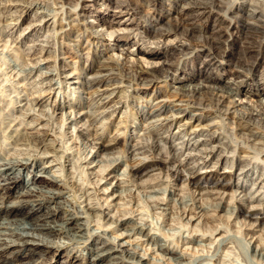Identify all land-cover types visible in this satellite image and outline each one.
<instances>
[{
  "label": "bare ground",
  "instance_id": "6f19581e",
  "mask_svg": "<svg viewBox=\"0 0 264 264\" xmlns=\"http://www.w3.org/2000/svg\"><path fill=\"white\" fill-rule=\"evenodd\" d=\"M12 1L20 0H11L10 3ZM30 1L33 2L29 6H36L48 0ZM50 1L55 4L54 8H58L53 12L55 40L68 49L62 52L61 62L69 69L70 80L74 84V100L69 108L75 136L96 151H102V154H117L113 159L124 161L131 179L136 181L144 183L145 176L165 173L173 180L206 189L217 197H224L233 188L241 194L236 202L239 213L252 225H264V204L261 205L264 195L261 199L254 194L249 198L243 197L246 192L251 194L244 184L249 179L252 186H256L254 190L264 188L263 178L257 180L260 178L258 173L264 174V119H260L259 111H254L253 106L241 110L233 99V96L236 97L239 104L243 100L252 101L248 91L242 92L236 84L231 88L230 98L231 91L228 97L210 89L178 88L172 84V79L177 78L176 72L199 57L204 64H211L210 59H214L218 63L217 70L218 66L227 67L231 79L244 72L256 77L259 67H264V54L261 52L263 37H259L263 42L257 41V38L259 44L255 47L240 46L237 55H232L230 48H235L239 42L252 40L247 38V34L239 33L238 29L240 26L249 29L254 25L255 19H252L257 8L242 7L237 0ZM91 6L104 7V12ZM109 12L116 17H109ZM240 13H245L251 21L246 16L247 21L241 24L238 19ZM120 15L126 19L122 21ZM128 19L133 20L132 25L126 24ZM259 22L262 27L264 17ZM140 23L143 25L140 26ZM120 31L123 32L122 38L116 45H110L109 41H116ZM182 31L186 32L184 34L190 37V41L182 39L178 46L188 49V55L179 62L164 65L169 45L177 44L175 40H180ZM128 44L146 47L136 51L140 54L141 66L135 64L139 60L135 55L123 54L122 47ZM104 50L110 53L105 54ZM50 52L42 46L35 47L32 54L46 59L51 56ZM71 56L75 57L73 64L69 63ZM247 57L250 61L246 60ZM158 63H161L158 68H148ZM255 80L263 84L256 92L258 98L263 97L264 77ZM35 126H30L26 132L43 149L42 156L6 158L0 155V234L14 237L5 238L9 239L6 241L0 236V264H134V260L150 264L143 255L138 256L134 252L137 250L124 246L125 240L116 243L101 238L103 234L89 232L91 227H88V219L81 215L83 210L64 195L68 188L64 175L65 160L56 158L53 149L49 148L50 144L45 142V136L48 138L50 135L49 127L42 121ZM38 129L42 130V134L37 132ZM49 149L53 152L52 158L46 160L50 164L41 165L35 161L45 158ZM68 154L63 156L68 157L69 168H74L75 160ZM55 159L59 164L58 173L49 172L52 171L51 161ZM30 162L36 165L34 172L30 178L22 180V169ZM254 173L258 178H252ZM232 176L237 178L235 182L230 180ZM257 200L262 202L258 204ZM86 207L88 210L93 208L90 205ZM110 211H102L107 221L113 218ZM118 218L126 235L134 233V225L128 230V218ZM153 234L154 245L158 243V253L176 261L183 259L181 251L161 242L162 238ZM46 235L62 240L51 241ZM151 235L146 234L145 237L150 238ZM77 250H85L90 258L79 252L74 254ZM59 253L62 257L56 263ZM65 253L66 256H63Z\"/></svg>",
  "mask_w": 264,
  "mask_h": 264
},
{
  "label": "rangeland",
  "instance_id": "374dc122",
  "mask_svg": "<svg viewBox=\"0 0 264 264\" xmlns=\"http://www.w3.org/2000/svg\"><path fill=\"white\" fill-rule=\"evenodd\" d=\"M10 1L0 0V155L3 157L7 156L6 158L14 156L17 158L34 155L37 157L42 156L43 149L26 132L30 126L34 127L35 124L37 125L39 121H42L49 127L50 133L48 138L45 136V142L48 145L50 144L49 148L53 149L52 151L55 152L56 158L60 157V159L65 160L64 175L68 188H66L67 191L64 195L70 200H74L71 201L76 207L83 210L81 215L89 221H86L89 224L88 227H91L89 232L103 234L101 238L112 240L116 243L121 240L124 242L125 240L124 246L130 250L132 249V251L137 250L134 252L138 256L139 254L140 256L143 255L146 262L148 261L150 264H264V225H252L251 221H248L247 218H244L239 213L236 202L241 194L238 191H234L232 188L228 190V194L224 197H217L216 194L209 193L206 189L184 185L179 180H173L171 176L165 173H152L144 177V183L140 180H137L139 181L137 182L131 179L127 168H125L124 161L119 162V160L113 159L117 154H102V151H96V148L89 147L83 142V139L75 136L73 125L70 122L71 112L69 108V105L74 100V84L70 80L69 69L62 65L61 62V58L64 55L62 52L68 49H64L63 45L60 46V43L57 42L58 40H55L57 38L55 37V13L53 12H56L57 6L54 8L55 4L52 1L49 2V0L36 6H33V4L29 6L33 2L30 0L14 1L16 4L13 1L10 3ZM239 1L237 0V4L241 3L242 7L250 8L252 6L251 9L255 10L257 8V10L255 18L252 19V21L255 19L254 25L249 26L251 27H248L249 29H247V26L246 28L240 26L238 29L239 33L247 34V38L251 37L250 39L252 40L241 42L242 44L239 42L235 48L231 47L230 52L232 55H237L238 49L241 50L244 46L255 47L259 42L264 41V35L262 36L264 24L262 28L259 22V19L264 17V11L262 12L264 0ZM253 1L255 2L253 3ZM250 2L253 4L251 5ZM91 8L104 12V7L91 6ZM108 9H106V13ZM240 14L238 19L242 24L243 21H247L248 16L245 13H242V16ZM109 17L114 19L116 16L109 12ZM121 18L122 21L126 19L125 17ZM248 19L250 20L249 17ZM126 24L132 25L133 20H126ZM141 25L143 23H140ZM252 28L254 32H252ZM255 28H258V30H255ZM122 33L120 31L116 41L112 39L109 44L116 45L118 40L122 38ZM184 33L186 32L184 31ZM184 33L182 31L181 35H179L180 40H175L177 46L174 44L169 45L170 47L168 46V53L165 56L167 61H164V65L179 62L185 55H188V49L182 47L181 49L180 45L178 46V44H181L182 39L184 42L190 41V37ZM259 37H263V41ZM257 38L259 39L257 40ZM253 40L254 42H252ZM256 40L260 41L257 42ZM42 46L51 51L50 53L52 54L48 56V58L50 57L49 59L47 57L45 59L44 56L38 54H32L35 47ZM240 46L242 47L239 48ZM141 47L144 48L145 46L128 44V46L122 47V52L123 54L135 55L137 60L140 54L136 53V51L140 50ZM261 52L264 54V48ZM103 53L108 54L110 51L104 50ZM241 54L242 52L240 51L239 55ZM38 56H41L42 59L41 57L38 58ZM70 58L69 63L73 64L75 57L71 56ZM248 58L250 59V57H247L246 60L250 61ZM200 60H202L201 57L195 58L189 66L187 65L183 69L178 70L175 74L177 78L172 79V84L178 88L210 89L225 96H228L232 87L239 84L242 92L248 91L252 101L243 100L239 104L237 98L233 96V99L236 100V106L243 110H248L249 106L250 108L253 106L254 111H259L260 119H264V96L258 98L259 96L256 95V92L263 84L257 83L255 80V78L260 80V78L264 77L263 66L259 67V73L256 77L244 72L241 76L234 77V75L235 79H231L227 67L218 66L217 70L218 63L214 59H210L211 64L208 62L204 64ZM135 64L141 66L140 59ZM160 65L161 63H158V65L149 66L148 68H158ZM214 79H216V82ZM229 95L231 98L232 91ZM36 100H39L38 104ZM50 113L53 114L51 115ZM262 125H264V122ZM53 128L55 130L53 131L54 133L52 132ZM262 129L264 130V126H262ZM38 130L37 132L42 134V130ZM60 147H62L63 151ZM51 149H49L50 152L46 154L45 158H39L35 161H38L41 165L50 164L47 161L52 158L51 154L53 152ZM66 153H70L68 155H71L75 160L74 168H69L68 157L63 156ZM61 155L63 156L62 158ZM57 162V159L51 161L52 171L49 172H59L57 170V167H59ZM118 162L119 164H117ZM31 163L33 164L31 165ZM28 164L22 169V176H20L22 180L30 178L34 172L35 163L30 162ZM251 175H253L252 178L260 177L257 180H262L263 178L264 181V174L258 173V176L257 173H254ZM230 180L235 182L237 178L232 176ZM244 184H246L248 190L250 189L249 192L251 194L246 192L243 197L249 198L252 194L255 195L252 196L260 199L263 197V187H258L259 190H254L256 186H252L251 179ZM87 201L90 203L86 205L93 207L91 210H88L85 205ZM260 201L257 200L256 202L260 204ZM263 204L264 202L261 203V205ZM108 210L113 213V221L105 219L106 217L102 211ZM118 217L128 218V226H130L128 230L130 231V228L134 225V233L129 236L126 235V230L122 229L120 223H118L119 221H117V219L119 220ZM148 231L151 232L149 233ZM153 233L162 238L161 242L167 243L170 247L175 246L178 251H181L183 259L176 261V259L167 258V255L163 256L159 252L160 255L158 253V243L155 242L157 245H154L155 234ZM146 234L152 235L147 238V236L145 237ZM8 235L7 233L0 234L4 239H12L13 236L9 235L8 237ZM47 238L56 242L62 240L59 237H51V235L47 236ZM78 252L90 258L85 250H81V252L77 250L74 254ZM61 255L59 253L56 257V263H59ZM63 256H66V253ZM134 261V264H141L137 260Z\"/></svg>",
  "mask_w": 264,
  "mask_h": 264
}]
</instances>
